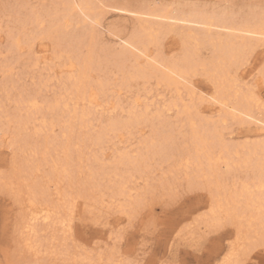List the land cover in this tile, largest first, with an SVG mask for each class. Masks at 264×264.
<instances>
[{
	"label": "bare ground",
	"instance_id": "obj_1",
	"mask_svg": "<svg viewBox=\"0 0 264 264\" xmlns=\"http://www.w3.org/2000/svg\"><path fill=\"white\" fill-rule=\"evenodd\" d=\"M163 3L148 2L139 7H131L125 2L110 4L102 0H52L51 9L46 11L49 26L44 31H39L43 18L33 13V10L25 12V8L20 5L11 9L15 26L7 31L10 39L8 51L16 54V57L22 54L24 48L32 50L36 37L60 35L66 17L77 18V22L89 27V43L84 48V59H77V75L74 73V76L70 74L65 77L69 87L64 88L63 94L69 95V98L61 103L63 94L60 93L54 104L47 103L46 106V112L55 116L65 113L61 116L66 122L62 128V142H57L56 147H50L54 139L50 140L49 133L53 130L54 123L47 119L44 113L46 108L43 112V106L36 98L24 101L21 99L22 102L14 110L16 112L10 117H1L0 113V119L5 118L3 127L0 126V147L12 152L9 171H0V191L8 194L18 207L14 236L19 244L24 242L20 247L25 246L24 249L32 251L33 255L39 252L38 234L40 231H48L51 232V242L56 241L58 245L54 247L49 243L46 247L45 252L51 258L57 259L61 255L68 264H124V261L116 260L115 252L111 249L95 255L91 252L74 251L70 254L69 250L65 251L64 241L72 236L75 214H78L81 221L88 220L95 211L100 217L102 211L96 208L100 205L108 210L115 208L118 214L126 216L131 222L145 209L153 210L155 205L162 204L160 202L172 200L181 189L207 192L209 209L207 222L203 220L206 222L205 227L215 231L226 225L234 227V239L220 258V264H242L244 262L241 258H248L256 247H264V138L252 143L246 141L244 144H235L233 139L234 143L221 132L224 131L222 127H225L227 120L253 125L264 131L263 96L257 95L254 90L259 83L255 81L254 88L249 85L250 87L243 89L237 85L236 70H233L237 64L242 65L241 59L245 52L261 42L264 7L255 6L244 12L213 8L214 5L209 8L193 2ZM93 10H98V13L91 12ZM104 12H114L119 17L134 20L138 28L126 38L117 37L119 49L108 48L96 52L97 32ZM29 26L36 29L27 33ZM170 34L177 36L181 49L179 54L165 57L162 42ZM69 41L70 49L74 51L80 41L73 38ZM100 51L105 55H101ZM26 53L29 55V51ZM56 58L57 55L53 62ZM71 59H67L70 64L66 68L73 66L75 60ZM94 69L98 73L108 72L107 76L112 73L119 76L121 81L114 85L118 92L123 88L129 89L132 82L141 81L143 85L155 82L174 97V100L171 99L172 101L153 112L149 111L148 105H144L141 111H133L131 116L128 114L127 120L113 121L95 135L91 143L97 148L109 139H123L145 123L151 128V134L142 138L132 152L123 151L120 154L116 151V155L119 154L117 157L114 154L116 158L112 157L114 162L111 167L114 164L123 169L120 173L118 170L113 171L116 169L114 167L110 173L108 171L103 174L104 179L114 178L113 181L109 178L111 183L105 186L106 192L92 191L91 186L93 189L96 183L86 173L84 176L87 179L81 183L83 190L77 191V185H81V180H78L80 173L77 171L84 170L80 165L85 160L82 159V153L89 145L86 146L85 140L82 141L83 134L79 139L82 143L76 139L79 144H74L71 137L76 122L82 130L88 128L85 117L91 112L90 107L94 109L102 106L96 104L98 97L105 96L108 88H112V82L105 75L104 81L98 79L97 84L93 85L89 73ZM1 70L10 72L11 65L6 64ZM195 77L205 78L213 92L205 94L197 90L193 84ZM262 82L264 83V78ZM43 86L46 84L43 83ZM142 88L143 91L146 90L144 86ZM8 98L7 92V101ZM202 102L221 112L216 120L203 116L199 110ZM134 103H140L138 97ZM171 113L173 114L170 115ZM78 127L77 131H82ZM142 131H139V135ZM128 137L130 139L131 136ZM73 147L76 154L73 153ZM90 158L92 163L98 161L105 166L96 155ZM167 162L168 166L164 169ZM154 170L161 171L155 181L153 178L150 180L148 175V171ZM138 182L143 186L139 187ZM40 223L43 224V229L38 228ZM58 238L62 241L61 244L57 241ZM60 247L64 251L59 254Z\"/></svg>",
	"mask_w": 264,
	"mask_h": 264
},
{
	"label": "rangeland",
	"instance_id": "obj_2",
	"mask_svg": "<svg viewBox=\"0 0 264 264\" xmlns=\"http://www.w3.org/2000/svg\"><path fill=\"white\" fill-rule=\"evenodd\" d=\"M102 1L110 4L116 2H125L130 4L131 7H139L142 3L144 4L148 2L153 4H162L163 2V4H171L175 1H179L181 3L186 2L190 4L193 2L196 5L206 6L209 8H212L213 5H216L215 7L213 6V8H229L228 10L244 12L254 8L255 6L264 7V0ZM19 5L22 6V8H25V12L33 10V13L40 15V17L43 18V25L41 26L42 30H39L38 28L37 29L39 31H44L49 26V19L46 17V11L51 9L52 0H0V113L1 117H10L14 112H16L14 110H16L18 103L26 99L36 98L39 103L42 104L44 108H42L43 112L46 108L44 113L47 119L53 121L54 123V126L52 128L53 130H50L49 133L50 140L54 139V141H52V144L50 145V147L53 148L57 146V142H62V128L66 125V122L65 118H61V116L63 117L65 113L59 114L60 117L59 115L55 116L54 114L46 112L48 109L46 106L54 104L55 100L58 99V95L60 93L63 94L64 88L66 89L67 87H69L65 77L70 74L74 76V73L77 72V69L79 70L78 60L81 61L84 59V56L86 55L85 49L87 48L89 43L87 35L89 27L80 22H77V18L66 17L65 21L63 20V28H61L60 35L52 34L54 37L50 36L49 38L45 36L42 38L40 35L38 36L39 39L38 37H36L37 40L34 39L33 44L35 45H33L32 50L30 49L31 51L28 50V48H24L22 50V54L16 57V54L13 55L8 51L10 39L8 38L7 31L11 27L15 26L13 19L14 15L11 9ZM91 12L98 13V10H93ZM118 15L119 14L114 12H104L101 16V27L98 28L96 39L97 44L95 46L97 50L96 52H98L99 50L103 51L108 48H115L114 50L119 49V38H126L130 36L131 33L138 28V25L134 20L119 17ZM34 29L36 28L29 26L26 29V32L31 33ZM84 32L86 33L84 34ZM64 33L65 35H63ZM113 34H115L116 36H113ZM72 38L74 40L77 39V41H80L79 45H77V48L74 49V51H71L69 45V40H71ZM100 45L101 47H98ZM162 45V50L165 57L179 54V51L181 49L179 39L175 34H170L169 36H167L166 39L163 40ZM28 51L29 55L28 53H26ZM66 53H68L69 56ZM99 53L101 55L104 54L101 51ZM56 55L59 60H57L56 58V61L54 60L53 62V59H55ZM68 58H72L73 60H75V62L73 61L74 64L71 68H66L70 64V62L67 60ZM6 64L11 65L10 72H4V70H1V67ZM50 64L51 70H49ZM253 64H255V61L253 62ZM128 65L129 63L126 64L127 68ZM60 66H62V68ZM64 66L65 68H63ZM233 70H236L235 77L237 78V85L239 87L247 89V87L250 85L254 88V84L256 82L259 83L258 85H256L254 90L257 95L263 96L264 102V83L262 82L263 78L260 79V77H258L257 80L253 78L252 65L244 67L243 65L237 64V66L233 67ZM94 71L95 69L90 71L89 73L90 81H92L93 85H95L94 83L97 84L98 81H102V79L104 81L105 75L106 79L112 82L110 84L112 88H108L109 90L108 92H106V97H98V102L96 104L102 106H96L94 107V109H91L90 107L91 112L88 111L90 112L88 113V115L90 114L91 116L88 117L87 115L85 117V123L87 124L89 130L87 128L86 130L83 129V131L78 127V122H76L74 126L75 131L71 136L74 144L82 143V141L85 140V145L91 146V141H94L95 135H98V133L101 132L100 129H102L103 127L105 128L107 125H110L111 122H120L122 120H127V118H129L128 114L130 115L131 113H133V111L134 113H136L137 111H141L144 105H148L149 111L153 112L158 108H162L168 102L172 101L171 99L174 100V97H171V94L167 89H165L161 85L157 86L155 82H151L148 85H143L141 81L132 82L129 89L126 88V90L125 88H123V90H120L118 92L117 88L114 87V85H117L119 83L117 81H121V79L118 78L119 76H115L112 73L111 77L110 75H106L108 74V72L104 74L102 72L98 73V71ZM75 75H77V73ZM43 83H45L46 86H43ZM193 84L197 90L205 94H211L213 92L212 86L203 77L193 78ZM143 86L146 88L145 91H143ZM7 92L9 96L8 101L6 100ZM103 97L105 98L103 99ZM137 97L140 101L139 104L134 103ZM68 98L69 95L66 96V94H63L61 103L66 102ZM100 98L101 101H99ZM64 99L65 101H62ZM202 103L203 105H199V110L203 113V116L213 119L215 118L216 120L221 112L215 109V107L211 106L210 104L208 105V103ZM70 104L71 102H69V105ZM117 107H119V109ZM99 108H101V110ZM21 113L24 114L23 112ZM172 114L173 113H171L170 115ZM0 120L2 121V123H0V126L3 127L2 124L5 123V118H1ZM90 122L91 126H89ZM148 126L149 124L145 123L143 124V126L140 125V127L136 129L137 131L134 132V129L132 130L133 132H130V134L126 133L127 135H125L123 139H109L97 148L96 145L94 146L92 144V148L88 146V149H84L82 153V159L85 158V160H82L80 164L81 169L84 170H82L81 172L77 171L78 173H80V178L78 179L79 181L81 180L80 184L84 183L87 179L86 176H84L85 173L87 175L90 174L96 183V186L94 185L93 189L91 186V190H94L96 192H106V190L104 189L105 186L107 187V185H109L111 183V180L113 181L114 178L112 179V177H109L111 180H109L108 177L104 179L103 174H106L108 171V173H110L113 168L116 167L114 164H112L111 167V163L114 162L113 158H116L118 154L123 153V151L125 152L131 150L130 152H132V150H135L138 142L142 138L147 137V135L151 134V128L150 126ZM77 127L82 131H77ZM223 129L224 131L226 130L225 133L224 131H221L224 137L231 142L235 141V144H244L247 142L252 143V141H259V139L261 140L264 138V131H261L258 127H255L253 125L233 123L231 122V120H227L225 127H222V130ZM140 130L143 131L142 134L139 135ZM76 133H80V135L76 136ZM90 133L92 134L90 135ZM86 134L88 135V137H86ZM81 135L84 137H82ZM128 136H131L130 139ZM80 137H82V141L79 140ZM57 139L59 140L57 141ZM76 141L79 143H77ZM88 141H90V143ZM104 144L107 145L105 146ZM82 146L83 144L80 145V147ZM72 149L73 153L76 154V149H74V147ZM88 150L90 153L87 152ZM101 150H103V152ZM116 151L119 152L117 155ZM11 153V150L0 147V171H9L10 158L12 155ZM92 153L93 155L99 157L101 159V162H103L105 166L101 165V163L98 161L92 163L90 161V157H93ZM114 154L116 157H114ZM85 155L87 156L85 157ZM101 166L103 168H101ZM167 166L168 162L167 165L164 166V169H166ZM122 169L123 167L119 165V168L117 166L113 171L118 170L121 173ZM77 172L75 171V173ZM152 172L153 171H148L149 179H154L153 181H155V179L160 176L161 171H156L158 172L156 173L154 170L155 173ZM24 178H26V176ZM137 185L139 187L143 186L141 182H138ZM77 186V191L83 190V187H81L82 184ZM85 188L87 187L85 186ZM203 191L204 190H194L189 192L181 189L179 190V194L172 200L166 199V201L160 202L162 204L155 205L156 207L154 206L152 208L153 210L145 209L144 211H142L139 217L131 222L126 216L118 214L115 208L108 210L105 207L101 208L100 205L96 206L97 209L102 211L100 217L98 214H96L95 211L89 216L88 220L81 221V219H78V214H75L76 216L73 221L72 236L70 237L71 239H66L64 241L65 246L63 247H65V251L69 250L68 252L70 254H73L74 251H78L79 253L91 252L93 253V255L98 252L106 253L111 249L115 252L116 260L121 262L124 261V264H128V262L137 259L148 261V264H220V258H222L224 253L227 251L230 242L234 239L235 230L231 225L223 226L217 231H215L214 229L210 230L205 227V224L207 222L206 220L208 219L206 215L209 209V198L207 192ZM17 212L18 207H16V204H14L11 197L3 191H0V264H68L66 263L67 261H63L61 255L60 257H58L59 259H55L49 257V255H47V253L45 252V249H47L46 247L49 245V243L51 244V246H58L56 241L51 242L49 235L51 234V232L47 231V233L46 231H40V233L38 234L37 242L39 252L36 255H33L32 251L29 252L28 250H25V246L21 248L22 243L24 242L20 241L22 243L19 244V241L14 236ZM203 220H205L206 222ZM42 226L43 224L40 223L38 225V228L43 229L44 226ZM57 241L59 242V244L62 243L59 238ZM17 245L19 247H17ZM262 248L264 247H256V249L254 248L252 252L249 253L250 256L248 255V258H241L244 262L242 264H264V249ZM58 251L60 254L63 253L64 250H62L60 247V250Z\"/></svg>",
	"mask_w": 264,
	"mask_h": 264
},
{
	"label": "snow or ice",
	"instance_id": "obj_3",
	"mask_svg": "<svg viewBox=\"0 0 264 264\" xmlns=\"http://www.w3.org/2000/svg\"><path fill=\"white\" fill-rule=\"evenodd\" d=\"M261 42L258 46L251 47L245 52L241 59V64L244 67L252 65L253 78H264V32L261 34ZM255 61V64L253 62ZM128 264H148V261L134 260L128 262Z\"/></svg>",
	"mask_w": 264,
	"mask_h": 264
}]
</instances>
